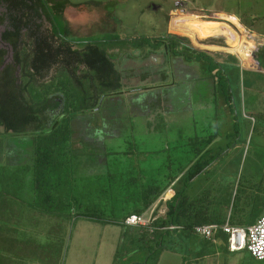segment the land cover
<instances>
[{
    "label": "rangeland",
    "instance_id": "obj_1",
    "mask_svg": "<svg viewBox=\"0 0 264 264\" xmlns=\"http://www.w3.org/2000/svg\"><path fill=\"white\" fill-rule=\"evenodd\" d=\"M70 1L73 5L68 8L62 22L69 27L70 37L101 40L100 44L106 51L115 42L102 41L104 38L116 42L124 40L135 46L140 43L152 46L154 41L170 42L166 38L170 28L172 33L188 38L198 48H201L200 45L210 44L204 41L205 38L218 36L217 43L236 55L222 61V57L215 51H212L211 56L186 51L193 57H188L192 58L190 64L198 65L199 75L202 77L196 81L192 98L185 101L182 97L175 104L167 103L169 109L165 117L158 115L150 122L141 123L139 118L136 119L128 112L122 118L118 113L114 114L118 117L120 136L112 145L109 141L106 144L108 152L116 151L109 161L113 176L88 174L87 171L92 168L89 160L93 159L94 151L89 149V143L82 144L85 152L82 161L85 167L77 171L79 174L76 184L74 182V191L80 198L79 201L84 203L83 206L73 203L75 208L70 210L69 215L46 214L47 222L38 228L33 226V231L38 229L40 232L46 225L48 227L52 218L59 220L62 222L60 231L52 230L51 234L65 235L68 230V236L61 239L65 253L69 250L68 254L72 256L80 248L88 258L89 255H95V252L100 255L101 247L106 242L100 234L96 240L86 238L79 242L76 236L79 226L93 224L79 219V214H96L102 217V221L120 218L142 204L148 187H163L170 181L171 175L178 173L177 168L181 163H187L186 158L193 150V146L187 145L190 138L212 135L215 137L203 158L210 160V165L191 181H187L182 173L170 185L176 191L188 195L191 201L194 200V207L203 208L207 219L215 223L228 221L235 226H248L256 222L264 213V0ZM97 2L100 3L99 6L92 5ZM177 2L187 3L186 12L176 10ZM104 13H107L109 33L81 38L82 33L94 34L99 29L100 16ZM220 16L225 19L218 20L217 17ZM41 22L43 30L49 32L50 22L45 18ZM229 22L232 23L230 27ZM3 30L2 25L0 33ZM241 42L247 43L250 48L257 47L254 60L251 55L246 60L237 55ZM0 49L7 51L5 58L9 61L13 50L1 39ZM108 55L113 59L116 56L115 53ZM244 55L247 57V53ZM216 72V76L212 74ZM51 108V116L62 111L61 106ZM136 122L138 129L132 133L131 127ZM32 148L31 131L4 132V128L0 126V264H30L25 250L18 248L15 242L16 236L23 235L19 232L20 223L15 220L23 216L27 219L24 209L28 208L25 200L15 196V191L25 197L26 188L23 186H28L26 184L30 181L27 168ZM197 160L198 158L195 162ZM18 211L22 212L17 213ZM144 213L148 216V212ZM33 214L32 212L30 215V210H27L28 216L33 217ZM94 226L92 232L98 230ZM109 228L104 232L108 230L111 233L112 227ZM131 236L132 232L128 229L127 234L123 233L119 238L118 264H154L159 252L148 257L151 250L144 242L130 240ZM54 238L55 245L59 237ZM41 240L43 241L42 237ZM48 242L52 244L51 240ZM205 242V239L192 233L183 242L177 243L176 247L185 256V264H264V261L253 258L247 250L231 252L224 233L219 234L215 241L218 252ZM108 243L112 244L111 241ZM53 250L52 247L51 252ZM29 251L26 253L33 257ZM211 251L216 252V255ZM105 254L107 253H101ZM205 254L208 257L200 258ZM181 255L174 257L181 260ZM194 257L198 262H191ZM59 264H67L64 257ZM91 264H94V259ZM162 264L174 263L166 258Z\"/></svg>",
    "mask_w": 264,
    "mask_h": 264
},
{
    "label": "trees",
    "instance_id": "obj_2",
    "mask_svg": "<svg viewBox=\"0 0 264 264\" xmlns=\"http://www.w3.org/2000/svg\"><path fill=\"white\" fill-rule=\"evenodd\" d=\"M70 5H73L70 0H0V26H4L0 39L14 51L13 60L6 62L7 51L0 49V126L4 132L31 131L34 164L27 168L31 180L26 185L31 186L33 197L41 206L49 198H53V202L60 201L68 194L61 189L59 163L72 135L71 122L80 113L92 111L97 98L122 87L121 76L99 40L70 37L69 27L62 23L65 9ZM92 5L99 6L100 3ZM43 18L51 24L49 32L43 30ZM170 37L176 45L179 41H190L178 35ZM217 38L211 36L204 41L218 44ZM55 105L61 106L62 111L51 116V107ZM214 137L190 138L187 145L193 146V150L186 158L187 163L182 162L177 168L178 173L171 175L163 187H148L143 206L131 210L128 216L143 214L179 174L183 173L187 181H191L208 167L211 161L203 158ZM167 204L164 217L155 223L139 226L131 237L134 242H144L151 250L148 257L163 250L183 253L176 247L177 243L195 234L196 225L215 223L207 219L203 208H195L194 200L191 201L182 191H176ZM46 206L40 209L66 212L56 205ZM85 215L102 220L96 214ZM124 220L121 224L125 228L131 227L124 224ZM171 225L179 227L171 230ZM138 247L142 248L141 245Z\"/></svg>",
    "mask_w": 264,
    "mask_h": 264
},
{
    "label": "crops",
    "instance_id": "obj_3",
    "mask_svg": "<svg viewBox=\"0 0 264 264\" xmlns=\"http://www.w3.org/2000/svg\"><path fill=\"white\" fill-rule=\"evenodd\" d=\"M106 18L107 13L102 14V16H100V23L98 24L99 29H96V32L94 34H89L88 32L82 33L81 38H91V36L97 35L99 33H109ZM172 32L173 31L169 28L168 33ZM102 41L115 42L114 46L107 47V51L109 54H116L114 59L113 57L111 58L115 65V68H119L120 71H125L123 73H120L123 77L121 83L122 89L121 91L119 90L110 94L102 95L101 97L97 98L95 108L92 111H89L87 113H80L78 117H76L71 122L72 135L68 139L66 152L62 155L63 157L61 159V162L59 163L62 172L61 189L63 192H66L68 194L62 197L60 201L53 202V198H49L45 201V205L43 204L41 206L40 204H37V201L34 199L33 193L31 192L32 189L29 184L26 187L23 186L24 188H26L24 190L25 197L19 195L18 191H15V196H18V198L25 200L28 205L26 206L28 208L24 209V214L27 216V219H25V217L23 216V218L15 220L20 223V227L18 228H20L21 230H19V232L23 233L22 237L16 236L15 242L18 248L21 247L25 250V256L27 255V260L30 264H59V262L63 260V257L66 260L67 264H91L93 259L94 264L119 263L117 262V258L119 257V238L123 233L127 234L128 229L132 232L131 237H134V233H136L139 228V226H131L135 227L133 229L129 227L125 228V226L121 224V222L126 216H128L131 210L142 207L143 202L142 204L140 203L138 206L132 208L130 211H127L120 218H110L104 221L86 217L85 213H78L79 219L86 222L88 221L87 223H93L89 226H79V232L76 235L79 242H83L86 238L96 240L98 238V234H100V237H104L106 241L101 247L102 251H100V255H98V252H95V255H89V258L86 256L85 251L80 248L77 251H74L72 256H69V250L66 253L62 250L63 245L61 244V242H63L62 240L64 239V237L68 236V230L65 235L62 233L60 236H54L51 234L52 230H56V232H58V230L60 231V225L62 224V222H59V220L56 221L52 218L49 226L47 227L46 225L44 228L40 229V232H38V229L34 232L33 226H36V228H38L39 225L47 222V218L45 215H48L49 213L55 215H69L71 213L70 208H75L73 204L75 202L80 204L79 207L83 206L84 203L79 201L80 198L76 196V192L74 191V182L76 184V178L79 174L77 171H80V169H83V167H85V164L82 161V158L85 157V152H83L82 144L89 143L91 146V148L89 149H93L94 151V154L92 156L93 159L89 160V164L90 166H92V168L87 171L88 174L97 175L99 177L113 176L110 170L111 164H109V161L111 155L115 154L116 151L111 150L110 152H108L106 149V144L109 141L112 145L114 140L119 138L120 136V126L117 123L118 117H115L114 114L118 113L119 117L122 118L121 116L123 115L126 117V112H128L133 114L136 119L139 118L141 120V123H143V121L150 122L151 119H154L158 115H160L161 117H165L168 112L167 110L169 109V105L167 103L172 102L173 104H175L179 102L182 97H184L185 101H189L192 98L191 93H189L188 89L182 90L180 86V88L178 87L177 89H170L171 83L173 81L172 77L167 78L162 75H153L149 72L150 66H152L153 64L155 65V63H157L159 59V56H156L154 54L159 50L156 49V46L146 44L144 45L142 43H140L141 45L137 44L135 46L133 44H130V42H124V40H117L116 42L115 40L109 38H104V40ZM193 46L194 48L192 50H188L185 48L178 49H183L184 52L188 51L192 54L207 53L209 56L213 54L212 51H215L222 57V61L228 59L229 57H234V54L229 50L226 51L225 47L220 45V43L200 45L202 49L198 48L195 45ZM133 51L138 52L137 56L150 53L152 54L151 58L148 61L142 63V69L138 70L137 72H133V68H130L126 64V61L124 63H121L122 61L120 60L124 53ZM171 54H175L174 51L171 50L170 55ZM189 56L190 55L188 53H181L180 56H178L180 64L188 66L193 58L192 56H190L192 57L190 59L188 58ZM178 71L180 74L184 75L181 76L180 82L182 80H185L189 75L188 73L183 72V69L181 68ZM195 73L197 79L202 78L199 75L198 69ZM212 74L217 75V72ZM90 112L92 114H90ZM136 129H138V122H136L131 127L132 133ZM90 161L93 163L92 165ZM33 162L34 159L32 154L29 165L32 166L34 164ZM179 176H181V174H179ZM175 192V187L170 185L168 189H166L159 197L153 200V203L146 210V212H148V216H146V213H143L145 218H147V220L149 221L148 224L155 223L158 219L165 216L168 209L167 200L171 199ZM46 204L51 205L52 207H55L56 205V207L58 208L65 209L66 212L63 213V211L55 213L40 209L41 207L47 208ZM27 210H30V215L32 214V212L34 213L33 217L27 215ZM21 212L22 211H18L17 213ZM66 218V226L68 227V216ZM93 225H95L94 227H98L97 229L101 232H98V230L92 232ZM109 227H112L113 232L112 230L111 233L108 232V230L110 229ZM105 229H108L106 233L104 232ZM14 233L15 235H17V232ZM41 237L43 238V241L41 240ZM54 237H59L58 243L55 245L53 242L55 240ZM49 240L52 241V244L48 242ZM130 240L134 241L133 239ZM108 241H111L112 244L108 243ZM206 241V245L214 247L215 251L218 252V250L215 248V241ZM52 247L54 248V250L51 252ZM28 250H30L29 252L33 257H30L29 254L26 253V251ZM102 252H105L107 254L101 255ZM211 253L216 255V252L211 251ZM177 254L181 255L180 252H174L170 250L160 251L159 257L154 264H162L163 261L166 260V258L171 259L174 264H185V256L183 257L181 255L182 259L176 260L174 256ZM51 256H53V259ZM205 257H208V255L205 254L202 259H204ZM191 262L196 263L198 262V260L196 257H194Z\"/></svg>",
    "mask_w": 264,
    "mask_h": 264
},
{
    "label": "flooded vegetation",
    "instance_id": "obj_4",
    "mask_svg": "<svg viewBox=\"0 0 264 264\" xmlns=\"http://www.w3.org/2000/svg\"><path fill=\"white\" fill-rule=\"evenodd\" d=\"M176 4H177L176 10L180 9L182 13L186 12L187 3L177 2ZM95 6H97V5H95ZM69 7L70 6H68L65 9L64 17L66 15ZM217 18H218V20L225 19L223 16H220ZM228 26L229 27L232 26V23L229 22ZM1 33H0V36H1ZM171 35H175V34L174 33H168V35L166 36V38L169 41L170 40L173 41L170 37ZM171 41L167 42L165 40L163 42H154V46L157 47L156 49H159L158 52H155L154 54L156 56H159V59H158V62L155 63V65L153 64L152 66H150L149 72L152 73L153 75H162V76L167 77V78L172 77L173 78V81L171 83L172 88L170 87V89H174V88L177 89L180 86L182 88V90L188 89L189 93H192L194 87L196 86V83H197L196 81L198 80L196 78L197 76L195 73L196 70L198 69V65L197 64L196 65L195 64H189L188 66H185V65L180 64L178 56H180L181 53L187 54V52H184L183 49L179 50L178 48H185L188 50H192L194 48V46H193L192 42H190V41H179L178 45H176L175 40L173 42H171ZM3 43H5V42H3ZM171 44H173L174 47ZM139 45H141V44H139ZM8 46L12 49V47L10 45H8ZM171 50L174 51L175 54L170 55ZM6 54H5V56H6ZM13 54H14V51H13V53L11 55V59L9 61L13 60ZM137 54H138V52H136V51L129 52V53L126 52L123 54V56L120 59L122 61L121 63H124L126 61V64L130 68H133V72H137L138 70L142 69V63L148 61L152 55L150 53V54H144V55L137 56ZM234 55H236V54H234ZM5 60H6V58H5ZM9 61H6V62H9ZM180 68L183 69V72L189 74L187 76V78L185 80H182L181 82H180L181 76H184V75L179 73L178 70ZM116 70L119 72V74L125 72L123 70L120 71L119 68H116ZM120 76H121V74H120ZM122 79H123V77L121 76V83H122ZM121 89H122V87H121ZM121 89H120V91H121Z\"/></svg>",
    "mask_w": 264,
    "mask_h": 264
},
{
    "label": "built area",
    "instance_id": "obj_5",
    "mask_svg": "<svg viewBox=\"0 0 264 264\" xmlns=\"http://www.w3.org/2000/svg\"><path fill=\"white\" fill-rule=\"evenodd\" d=\"M257 47H252L251 58L254 60ZM239 57L241 55L237 53ZM242 58V57H241ZM147 218L143 214H131L124 220V224L129 226H144L148 224ZM179 226L171 225L169 228L174 230ZM219 232L227 235V242L231 252L247 250L252 257L257 260H264V213L256 222L248 226H235L230 222L208 223L196 225L194 233L205 239L217 240Z\"/></svg>",
    "mask_w": 264,
    "mask_h": 264
},
{
    "label": "bare ground",
    "instance_id": "obj_6",
    "mask_svg": "<svg viewBox=\"0 0 264 264\" xmlns=\"http://www.w3.org/2000/svg\"><path fill=\"white\" fill-rule=\"evenodd\" d=\"M217 24H221L220 22H217ZM224 24V23H223ZM251 50L247 43L241 42L240 45L238 46V53L241 55V57L246 60L247 58L250 57L251 55ZM244 53H247V57H243ZM243 54V55H242ZM245 56V55H244Z\"/></svg>",
    "mask_w": 264,
    "mask_h": 264
}]
</instances>
